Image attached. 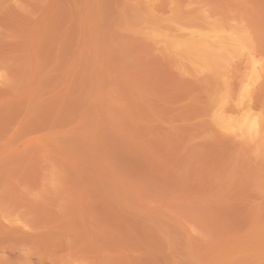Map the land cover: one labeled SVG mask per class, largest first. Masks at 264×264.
<instances>
[{"label": "rangeland", "instance_id": "374dc122", "mask_svg": "<svg viewBox=\"0 0 264 264\" xmlns=\"http://www.w3.org/2000/svg\"><path fill=\"white\" fill-rule=\"evenodd\" d=\"M0 264H264V0H0Z\"/></svg>", "mask_w": 264, "mask_h": 264}, {"label": "bare ground", "instance_id": "6f19581e", "mask_svg": "<svg viewBox=\"0 0 264 264\" xmlns=\"http://www.w3.org/2000/svg\"><path fill=\"white\" fill-rule=\"evenodd\" d=\"M243 39H244V38H243ZM199 41H200V40H199ZM195 42H196V41H195ZM201 42H203V40H201ZM201 42H200V43H201ZM193 43H194V42H193ZM201 44H202V43H201ZM194 45H196V44H193L191 47H193ZM197 45H199V44H197ZM203 45H204V44H202V46H203ZM205 45H206V44H205ZM205 45H204L203 49L207 47V46H205ZM207 45H208V44H207ZM208 46H209V45H208ZM200 47H201V46L199 45V48H200ZM207 49H208V47H207ZM207 49H206V50H207ZM204 50H205V49H204ZM188 53H189V52H188ZM202 53L204 54V52H202ZM202 53H201V54H202ZM195 54H197V53H195ZM199 54H200V53H199ZM199 54H198V55H199ZM201 54H200V55H201ZM205 54H207V53H205ZM205 54H204V55H205ZM201 56H202V55H201ZM196 57H197V55H196ZM206 59H207V57H206ZM245 96H246V95H245ZM245 116H246V115H245ZM251 118H253V116L244 119V121H243L244 126H246V127H248V128H250V127L253 126V124H254V121H253V120H254V119H251Z\"/></svg>", "mask_w": 264, "mask_h": 264}]
</instances>
